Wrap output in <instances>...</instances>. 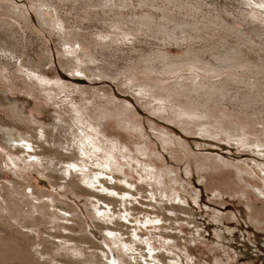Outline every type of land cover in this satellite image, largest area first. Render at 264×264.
<instances>
[{
  "label": "rangeland",
  "instance_id": "rangeland-1",
  "mask_svg": "<svg viewBox=\"0 0 264 264\" xmlns=\"http://www.w3.org/2000/svg\"><path fill=\"white\" fill-rule=\"evenodd\" d=\"M10 1L0 0V13H3L0 14V23L2 24L0 28L3 27V23H9L13 26L15 33L13 35L11 33L13 38L10 39L0 31V95L5 94L4 96L10 97V100L16 102V105L22 104L25 100V103L27 101L32 103L33 107H28L29 110L22 111V114H25L24 117H31V121L35 118L33 124L26 123L25 125L11 113L0 108V195L2 196L5 192L10 194L8 189L4 191L8 185H10L8 187L11 190L14 186H18L16 189L22 190L24 189L22 183H25L26 187H31L27 190L29 194L35 191L36 196L40 198L41 190L47 192L44 199L49 197L51 200L48 202L49 206H57L63 210L72 209L73 213H75V208L76 211L78 210L73 222H69L67 225L71 232L55 230L51 225H42V228H36V232H31V234L36 235L37 233L39 236L42 230L46 234H44V238H48L47 233L60 234V232L79 238L85 233L97 244L104 246L105 250L109 251L110 249V260L115 261L116 259V264H126L127 262L136 264L137 259V264H264V195L259 192V188L264 191V149L258 150L250 145H243L251 144V139L255 138L258 139V142H264V136H261L264 129V105H256V111L259 115H251L254 113L251 109L240 115L247 132L246 135L242 134L243 140L236 138L237 140L228 141L224 138L209 137L200 134L198 130L187 132L179 125L150 112L145 105L143 106L141 102H138L134 96L136 92L132 91L135 88L130 89L132 94L124 85L126 76L119 75L125 72V67L129 64V57L135 58L141 52H153L159 49V38L162 37L160 32H155V34L151 31L145 33L138 31L136 34L139 38L136 41L125 39L119 46L108 48L107 50L110 49L109 54L102 52V47L93 46L94 53L97 52L98 65L109 68V74H115L114 79L107 76L96 77L89 71L83 73L80 70L68 71L69 65L74 61L67 52L68 48H63L64 39L60 38V35H63L62 30L68 32L69 36L70 33L79 31L90 42L93 41L92 38L96 34L106 37L109 30L112 31L116 24H119L123 32L126 33L129 27L134 26L129 22L133 20V16L139 17L148 12L149 7L146 6V2L143 3L145 0ZM186 1L201 7L206 13V16H200L203 26L206 27L201 35L202 40H208L212 37V33L207 29L209 24L213 25L212 23H216V21L234 24L253 38L257 42V47L255 50L252 49L242 39L233 41L235 36L231 35L230 39H227L231 48L241 49L247 56H250L251 61L254 60L255 64L264 62L262 57L264 38L256 37L250 28L246 27L249 26L248 23L239 22L242 16L247 15L246 17L249 18L250 6L240 3L238 0ZM249 2L253 6H259L255 0L252 2L249 0ZM155 3L159 8L164 7L166 10H172L173 15L177 13L176 10L180 12L175 7L166 8L167 6H164L160 0H156ZM39 5H41L40 8ZM153 9L150 10L154 13H161L160 10ZM261 9L264 10V8ZM43 13L44 15H42ZM223 31L222 33L225 35L227 31ZM187 32H183L180 36L188 38ZM190 34H193L194 37L197 36L193 32ZM192 39L194 40H190L188 43L198 47L201 42L200 38ZM67 40L73 43L70 39ZM6 43L10 44L7 48L8 51L4 48ZM187 47L188 45H173L169 47V53L172 58H180L185 54ZM81 48L80 45L75 46L77 51H80ZM19 70L24 72L32 70L42 79L36 82L34 78L30 79L31 81L24 76L19 78L17 75ZM7 72L10 75L5 76ZM245 72L244 75L239 72L241 75L236 77L255 81L258 84L259 81L263 80L261 75ZM160 74L138 71V81L150 80L159 83L164 82L167 85L195 74L203 78L213 75L207 70L196 68L194 65H187L183 69L171 73ZM12 75L18 77L19 80L12 81ZM224 76L217 77L215 80ZM59 79L61 82L73 84L76 88H88L86 98L85 95L81 97L78 94H76V98L72 97L77 103L82 104L83 100L86 99L92 100V102L97 100L96 102L101 108H112L121 111L122 114L126 113L127 116L121 119L114 118L115 120H112L108 126L106 123L109 120L97 119L96 121L99 122H96L93 119L94 121L91 120V123L85 119H83V123H80L79 119L73 120L72 118L76 115L70 114L66 106L60 104L64 93L53 86L55 81ZM58 91L59 95L56 94ZM112 96L124 102H121V106L117 109H114V105L110 103ZM68 100L71 101V97ZM229 103L227 102L225 106L231 107L232 105ZM18 105L17 108L20 107ZM126 107H129L130 110ZM56 110L63 112L60 122L56 120ZM36 120L37 122H35ZM246 122L252 123L250 125ZM56 123L61 125L58 127L59 129L55 126ZM101 124L103 125L102 128L100 127ZM27 125L29 127H26ZM10 128L14 129L15 137L12 138L13 140L17 138V130H19L22 135L26 133L29 136L31 134L38 135V138L43 142H41L42 145H45L46 148L50 147L54 150L58 146L64 152H66L64 149L66 147H64L63 142L65 143L67 140L68 130L71 132L76 130L75 133L82 140L86 139L87 149H92L91 152L93 149L95 150L92 152V155L95 156L87 159L84 157L87 160L85 164L79 151L72 148L69 150L70 153L69 151L65 153V156L73 155L71 158L75 159L74 161L65 165L63 159H56L53 164L57 166L52 167L49 164L50 169L44 174L42 170H44V165H47V157L40 156V164L37 165L38 160L32 162L29 158L27 159V152L19 154L21 148H15L16 153L14 148H9V144L17 145L7 142L8 135L5 131ZM254 128L257 133H250L251 129ZM164 138L166 139L164 140ZM46 139L50 143L44 142ZM166 140L169 142L167 141V143ZM91 141L93 142L92 145L90 144ZM94 144L96 148H94ZM36 149L31 153L42 152L37 146ZM145 150H148L149 153ZM103 153L112 155V158L109 157L108 160L110 163L109 174L95 178L97 175L105 173L97 167L95 160L96 156L100 158ZM204 166L207 167V171L203 169ZM69 168H73L71 169L72 175L67 171ZM105 180L109 181L106 182ZM69 181L74 185L71 186ZM89 181L97 183L93 186L88 183ZM110 185L119 186L124 191L121 193L120 191H110L108 188ZM79 187L100 195L102 193V195L111 194L109 198L116 199V203L110 205L108 202L91 197V195L78 193L79 189L77 188ZM105 189L107 191H103ZM153 189L156 190L157 196L154 195ZM159 190L166 193L168 197L161 195ZM68 204H70V208ZM5 205L8 207L11 216L12 212L9 206ZM172 206H178L183 210L177 213L165 211L166 207L171 208ZM25 209L27 208L25 207ZM84 226L87 231L84 230ZM0 227V229L3 228ZM21 228L22 231L28 232L24 226ZM108 228H113L115 231H108ZM31 229L33 230V228ZM1 231V234L7 235V237L14 234L9 229L3 228ZM14 235L16 236V234ZM117 238L120 243L115 242ZM142 239L151 241L152 247L156 249V253L152 257L156 256L154 258H158L157 262H154L151 256H147L151 250L149 251L150 247L144 244ZM39 243L40 237L35 241L37 246ZM37 246L34 247V250L39 251L41 247ZM83 246L90 247L89 244ZM135 257L138 258L135 259Z\"/></svg>",
  "mask_w": 264,
  "mask_h": 264
},
{
  "label": "bare ground",
  "instance_id": "bare-ground-1",
  "mask_svg": "<svg viewBox=\"0 0 264 264\" xmlns=\"http://www.w3.org/2000/svg\"><path fill=\"white\" fill-rule=\"evenodd\" d=\"M155 1L156 0H145L143 2V3L146 2V6L149 7V9L147 10L148 12H146L145 14H143L142 16H139V17L133 16L132 21L128 20L130 22V24L131 25L133 24L134 26L129 27L126 30V33L123 32V29H121L122 27H120L119 24H116L115 26H113L112 31L109 30L108 35L106 34L107 35L106 37H103V36L96 34V36H94L93 38L91 37L93 41L90 42L88 39L84 38L79 31L78 32L76 31L74 33L69 32L70 33V36H69L68 32L66 33V32H64V30H62L63 35L59 34L61 36L60 38H62L66 41L65 42L63 40V42L65 44L63 46V48H65V49L68 48L67 52H68L69 56L70 55L72 56V59L74 61L73 63H71L69 65L70 69L68 71L74 72V71L80 70L82 73L89 71L92 75H95L96 77L97 76L98 77L107 76L111 79H114L115 74L114 75L109 74V72H108L109 68L104 67V66L100 67L98 65V61L96 58L97 52L94 53L93 46H100V47H102L101 48L102 52H106L107 54H109L108 51L110 49L107 50L108 48H111L114 46H119L121 43H123L125 41V39L131 40V41H136L139 38V36H137V34H136V32H138V31L144 32V33L146 31L147 32L151 31L152 33L153 32L154 33L160 32V35L162 37L161 38L157 37L161 41V42L159 41L160 45H159V49L157 51L155 50L153 52H141L136 56L134 55L135 58L129 57V59H130L129 64L125 67V72H123L122 74H119L122 76L125 75L127 78L125 80V83H124V85L126 86V89L128 87V89L130 91V89L132 90V88L133 89L135 88L132 91L136 92V94H134V96L138 102H141L143 104V106L145 105V107L150 112L154 113L155 115L158 114L161 117H164L165 119L179 125L183 130H185L187 132H194L195 130H198V132L200 134H204V135H207L209 137L214 136V137L219 138V139L224 138V139H227L228 141L237 140V139L239 140L241 138V136H243L242 134H245V135L247 134L246 127L244 126L245 123L242 121V118L240 117V115L241 114L243 115L245 112H247L248 109L253 110L254 113H252L251 115H254V116L259 115L258 112L256 111V109H257L256 105L257 104H263L264 105V103H263L264 102V62H260L259 64H255L253 62L254 60L251 61V59H249L250 56H247L241 49L236 48V47L231 48V44L228 43L227 39H230L229 37L231 35H234L235 36L234 39L232 38L233 41L242 39V40H244L245 43L249 44L251 46V48L254 50L257 47V42L253 38H251L249 35H247V33H245L243 30H240L236 25L227 24V23H224L223 21H216V23H212L213 25L209 24L207 26V29L212 33V37L208 40H202L201 35L203 34L204 28H206V27L203 26V21L200 20V16H206V13L203 12V9L201 7L193 5L191 3H188L189 1L187 2L186 0H160L164 4V6H167L166 8H168L170 6L171 8L175 7V8H178L180 10V12H179L178 10L174 9L177 11V13L175 12L176 14L173 15L174 12H172L171 9H170L171 11H169L168 9L166 10L164 7L159 8V7H157L158 5L155 3ZM238 1L242 4L250 6V12L248 14L249 18L246 17L247 15L242 16V17L238 16L241 19V21L239 20V22L248 23L247 25H249V26H246V27H249L250 30L255 34L256 37H258L259 39L264 38V10L262 11V9H261V8H264V0H255L259 6H253L249 2V0H238ZM252 1L253 0H251V2ZM12 2H14V1H12ZM101 3L103 5V2H101ZM13 7L15 8V6H13ZM40 7H41V5H39V8ZM151 8H154V9L156 8L157 10H160L161 13H154L150 10ZM16 12H18V11H16ZM0 14H3V13H0ZM4 14H6V13H4ZM42 15H44V13ZM18 16L20 17L21 14ZM238 17H236V18H238ZM22 18H23V16H22ZM1 21H3V19H1ZM209 23H210V21H209ZM0 25H2V24L0 23ZM12 27L13 26L10 25L9 23H3V27L0 28L1 29L0 31L2 32V34L6 35L7 37H10V39H11V38H13L12 35L14 33V29ZM223 30L227 31V33L225 35L222 33ZM186 31H188L187 33L189 34L188 38L180 36V35H182L183 32H186ZM190 32L196 33L197 36L194 37L193 34H190ZM11 33H12V35H11ZM67 36H69V37H67ZM222 36H223V38H222ZM224 36H226V38H224ZM196 37L200 38V41H201L200 45L198 47H194L193 45H191V43H188V42H190V40H192V41L194 40L192 38H196ZM67 39H70L73 43H71ZM8 45H10V44L6 43L4 48L5 49L9 48ZM76 45H80V48L82 47L80 51H77L75 49ZM173 45H181V46L188 45V47L186 48L185 54L182 57L172 58V56L169 53V47H171ZM12 46H14V45H12ZM15 48H16V46H15ZM261 49L259 50L260 52H261ZM6 51H8V49ZM68 54H66V55H68ZM133 54H134V52H133ZM130 55L132 56V54H130ZM110 57H112V56H110ZM262 57L264 58V54ZM70 59H71V57H70ZM187 65H192V66L194 65L196 68L207 70L208 72H210V74H213V75L208 76V78L207 77L203 78V77H199L198 75L195 74V75H192L191 77H185L181 80H177V81L172 82L170 84L168 83L167 85L164 82L159 83V82L150 81V80L141 81V82L138 81L139 80L138 79V71H149V72H156L157 74L158 73H161V74L165 73L166 74V73H171V72L176 71V70H181L184 67H186ZM106 66L109 67V65H106ZM251 68H253L255 70H252ZM238 71L243 73V75H244L245 71H246L245 73L261 75V79H263V80L259 81L260 83L258 84V82L251 81V80H245L244 78L239 79L236 77L237 75H241ZM18 73L19 74H17V75L19 78H20V76H24L28 80L34 78L36 80V82H37V80L42 79L41 76L36 74V72L33 73L32 70L31 71L28 70L27 72L19 70ZM8 74L10 75V73L7 72V74H5V76H8ZM85 75H86V73H85ZM223 75H225L223 78L215 80L217 77H220ZM18 77H16V76L14 77L12 75L11 76L12 81H18L19 80ZM16 83H18V82H16ZM33 85H35V84H33ZM22 86H24V85H22ZM53 86L57 90H60L62 93H64V97L61 99V103H60L61 106H66V108L70 111V114L74 113L76 116H74L72 119L73 120L79 119L80 123L84 122L83 119L87 120V122H89V123H91V120H93V119H95V121L97 119L98 120L100 119L103 121L109 120V122L106 123V126H108L112 120H115L116 118L121 119L122 117L127 116L126 113L122 114L121 111H116V110H113L112 108H103V107L101 108L99 106L98 102H96L97 100H93V102H92V100L86 99V100H83L82 104H79V103H77L76 100H73L74 97L76 98V94H78L81 97H83V95H85V98H86V94H87L86 92H88L87 87L82 88V89L76 88L71 83L67 84V82L66 83L61 82L60 79L56 80ZM56 89H55V91H57ZM45 90H46V88H45ZM56 94L59 95V91H58V93L56 92ZM4 95L5 94L0 95V108L3 109L4 111L11 113L12 116L16 117L17 120L21 121L25 125H26V123L27 124H29V123L33 124V119L35 117L31 121V117L30 118H28L26 116L24 117L25 114L24 113L22 114V111H24V110L28 111L29 109H27V108L28 107L31 108L30 106H32L31 105L32 103L27 101L26 102L27 104H26L25 103L26 100H25L22 102V104H19L20 107L17 108L16 106L18 104L16 105V102H13L12 100H10V97L4 96ZM70 97H71V101L68 100ZM110 98H111L110 103L114 105V107H115L114 109H117L119 106H121L120 105L121 102L124 103L123 101H121L117 98L115 99V97L113 98V96ZM20 101H22V99H20ZM117 101H120V102L118 103ZM53 102H55V101H53ZM227 102L228 103L231 102L229 104H231L233 107L232 106L231 107L225 106ZM126 108L130 110L129 107H126ZM32 109H35V108H32ZM59 110H60V108H59ZM261 110L263 111V109H261ZM55 112H56V120L58 122H60L63 112L61 113L60 111H57V110ZM245 116H246V114H245ZM246 118H247V116H246ZM248 119H250V118H248ZM103 121H102V123H103ZM35 122H37V120ZM96 122H99V121H96ZM246 123L251 125L252 122L251 123L246 122ZM97 125H99V124H97ZM37 126L39 127V125H37ZM55 126L58 128L61 125L56 123ZM102 126L103 125L101 124L100 127L102 128ZM26 127H29V126L27 125ZM31 127H32V125H31ZM136 128L138 129V127H136ZM41 129H43V128H41ZM84 129L87 130L86 128H84ZM35 131H36V128H35ZM43 131H44V129H43ZM69 131L70 130H68L69 134L67 135L66 142L65 143L63 142L64 147H66V148H64V147L63 148L66 149V152H68L69 150H72V148H75L77 151H79V153L81 154L83 159H84V157L86 159L91 158L92 156L94 157L95 155H92L93 154L92 152L93 151L95 152V150L93 149V151L91 152L92 149L91 150L87 149V146L85 145L86 139L82 140L75 133L76 130H75V132H74V130L72 132L71 131L69 132ZM5 132L8 135L7 142L17 144L16 146L14 144L13 145L9 144L8 145L9 148H14V149L17 147L21 148L22 150H19V152H20L19 154L27 152V156H28L27 159L29 158L30 160H32V162H33V160H38L37 165L40 164L39 160L41 159L42 156H45V158L47 157V159H48V161H46L47 165L43 164L44 170H42V171H44L43 172L44 174H45V172L47 173V171H49V169H50L48 166L49 164H51L52 167L57 166V165L53 164V161H55L56 159H63V162L65 165H66V163L68 164L71 161L75 160V159H72L73 155L72 156H65L66 152H64L63 149L61 151L60 147H58V146H56L54 148V150H52L50 147L46 148L45 145H42L43 142L38 138V135L31 134L29 136L27 133L25 135H22L21 133H19L20 131L17 130V134H18L17 138H15L13 140L12 138L15 137L14 129L10 128V129L6 130ZM92 132H93V130H92ZM255 132L257 133V130L255 128L251 129V131H250V133H253V134ZM41 133H43V132H41ZM98 133H97V135H98ZM95 135H96V133H95ZM44 136H46L45 133H44ZM261 136H264V129L262 130ZM165 139L166 138H164V140ZM250 139H251V137H250ZM167 141L169 142V140H166V142ZM44 142L48 143L49 141L46 139ZM251 142H252L251 144H248V143L247 144L242 143V144L245 146L250 145L251 147H254L258 150L261 148L264 149V142H260V141L258 142L257 138L251 139ZM90 144L92 145L93 142L91 141ZM36 146H37V148H40L42 150L41 153H38V154L37 153H35V154L31 153L32 151L37 150ZM5 148H7V147L5 146ZM94 148H96L95 144H94ZM103 148H104V146H103ZM111 149H113V147H111ZM143 150H144V148H143ZM16 152L17 151L15 149V153ZM69 153H70V151H69ZM147 153H149V152H147ZM263 153H264V151H263ZM95 154H97V153H95ZM107 157H108V159H107ZM109 157L112 158V155L108 154V153L107 154L103 153V156L100 158L96 156L95 160L97 162V167L103 173L104 172L105 173L104 174L101 173V174L97 175L95 178H101L103 175L108 176V174H109L108 168H110V163L108 161ZM86 159H84L83 163L87 162ZM11 162H12V160H11ZM28 162H30V161H28ZM32 162H31V164H33ZM12 164H14V163H12ZM104 166H106V168H104ZM71 169H73V168H71ZM71 169L70 168L68 170L66 169L70 175H72ZM203 169L206 170L207 167L204 166ZM62 170H63V168H62ZM112 170H114V169L112 168ZM51 171L53 172V170H51ZM27 172H25V173H27ZM64 172H65V170H64ZM48 173H50V172H48ZM50 177H53V176L50 175ZM160 180L162 181V178ZM108 181H106V182H108ZM149 181H151V180H149ZM69 183L71 186L74 185V184H71L70 181H69ZM88 183L90 185L94 186L97 182L93 183V182L89 181ZM18 184H19V182H18ZM8 186H10V185H8ZM8 186H6L4 191H6L8 189L10 194L8 192H5L4 194H2V196L0 195V226H2L4 229L12 230V232L14 234H16V236L14 234L10 235L9 237H7V235L4 236V234H1V232H2L1 230L3 228L0 229V231H1L0 232V264H116V259H115V261L110 260L111 257L109 255V253L111 252V250L110 249H109V251L105 250L104 246H100L99 244H97L93 239L90 238V236H88L85 233L82 236H80L79 238H76V237H73L70 235H64L61 232H60V234L47 233L48 238L47 237L44 238L45 233L42 230H41L39 236L37 233H36V235L35 234L32 235L31 232L35 233L36 232L35 229L36 228H42L41 227L42 225H44V226L51 225L52 228L55 230H58V231L65 230V231L71 232V229L68 228L67 225L69 222H71V223L73 222V219L76 216L75 213L78 210L76 211V208H75L74 209L75 213H73L72 209L71 210H63V209H59L57 206H52V205L49 206L48 202H51L49 197H47L46 200L44 199L47 196V192L41 190L40 191V193H41L40 198L36 196V194L34 193L35 191H33V190H32L33 191L32 194H29L27 192V190L31 187H28V186L26 187L25 183H22V187L24 188L22 190L16 189V188H18V186L12 187V190H11V188ZM108 188L110 191H112V190L113 191H120V193L122 191H124L119 186L113 187L110 185V187H108ZM256 188H258V187H256ZM77 189H79L78 193L91 195V197H95L99 201L108 202L110 205L112 203L115 205V203H116L115 202L116 199L114 200V199L109 198L111 196V194L109 195L107 193L108 195H102L103 194L102 193L100 195L98 193H92L90 190L83 189L81 187H79ZM103 191H107V190L105 189ZM153 191H154V195H156V190L153 189ZM159 192H161V195H163L164 197L165 196L168 197V195L166 193L162 192V190L161 191L159 190ZM259 192H260V194L264 195V191H261L260 188H259ZM154 198H156V197H154ZM158 201H160V200H158ZM5 204H7L9 206L10 211L12 212L11 216L9 215L8 207ZM25 207L27 209H25ZM68 207L70 208V204H68ZM51 208H53V210H51ZM72 208H74V207H72ZM166 210L167 211L168 210L174 211L175 213H177L179 211H182L183 209L179 208L178 206H172L171 208L166 207L165 211ZM67 216H69V217H67ZM101 216H103V215H101ZM107 216H108V214H107ZM124 220H125V218H124ZM166 220L169 221L168 218H166ZM109 223H111V222H109ZM221 225H223V224H221ZM22 226L27 228L28 232L22 231V228H21ZM117 226H118V224H117ZM31 228H33V230ZM83 228H84V230H86L85 226ZM108 229H109L108 231H115L113 228L112 229L108 228ZM223 230H224V228H223ZM120 231H122V229ZM136 236H138V235H136ZM39 237H40V243L38 246L41 247V249H39V251H37L36 249L34 250V247L37 246L35 244V241ZM119 239H121V238L119 237ZM119 239L117 238L116 240L115 239L114 240L116 243H118L120 241ZM142 242L150 247L149 251L150 250L151 251H150V254H148L147 256H149V257L151 256L152 260L154 262H157L158 258L157 259L154 258L156 256L152 257L156 253V249L154 247H152L151 241H149V240L147 241L145 239L144 240L142 239ZM142 242H140V243H142ZM88 244L90 245V247L83 246V245H88ZM108 247H109V245H108ZM129 249H130V247H129ZM130 250H132V249H130ZM136 258H138V257H135V259ZM104 259H105V261H104ZM136 261L138 262V259ZM175 261H173V262H175ZM16 262H18V263H16ZM137 262H135V263L137 264ZM126 264H131V262H127Z\"/></svg>",
  "mask_w": 264,
  "mask_h": 264
}]
</instances>
